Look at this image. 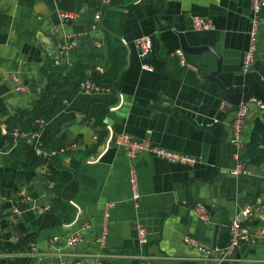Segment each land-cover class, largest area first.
Masks as SVG:
<instances>
[{"label":"crops","instance_id":"1","mask_svg":"<svg viewBox=\"0 0 264 264\" xmlns=\"http://www.w3.org/2000/svg\"><path fill=\"white\" fill-rule=\"evenodd\" d=\"M63 10L80 14L61 23L57 13ZM194 15L208 18L213 28L193 30ZM249 17V0H0V264L25 258L28 264H56L57 258L69 264L76 256L91 264H144L138 254L150 258L148 264H208L183 240L224 247L232 220L254 241L240 245L222 264H264V181L259 178L264 110L248 104L240 135L239 157L252 175L232 177L235 150L229 135L235 106L208 78L217 55L220 71L214 77L225 87L241 88ZM259 18L251 67L264 79V9ZM37 35H52L55 50ZM143 35L151 48L140 55L133 40ZM181 35L191 49L208 47L182 51L194 70L179 65L173 54L181 49ZM68 39L76 45L65 46ZM113 53L118 70L110 76ZM78 65L86 68L75 71ZM48 77L49 95L38 118L41 143L48 150L74 146L50 160L52 189L39 174L44 161L34 152L36 119L23 117L11 132L5 124L16 111L32 108ZM80 78L100 87L81 91ZM249 81L252 97L264 102L263 87L255 86L253 77ZM108 132L147 139L196 163L169 164L148 153L129 160L122 147H105ZM106 203L112 206L105 247L99 249ZM194 206L205 209V223L192 213ZM245 210L250 215L243 216ZM83 224L89 228L81 232V243L64 247L63 240ZM136 225L146 232L141 249ZM28 234L33 241L21 250Z\"/></svg>","mask_w":264,"mask_h":264},{"label":"built area","instance_id":"2","mask_svg":"<svg viewBox=\"0 0 264 264\" xmlns=\"http://www.w3.org/2000/svg\"><path fill=\"white\" fill-rule=\"evenodd\" d=\"M107 2V0H105ZM250 3V17H249V28H248V43L245 51L241 56L240 70L244 73L248 71L251 67L254 54L256 49V34L257 27L260 21L259 13L264 9V0H249ZM80 14V10L77 11H68L63 10L57 13V19L59 22L64 23L66 21H70L75 19ZM213 28L211 21L206 17H198L195 16L192 18V29L195 31H206ZM67 44L65 46L73 47L76 45L75 40L68 39ZM134 47L138 51L140 55H145L150 51L151 43L150 38L147 35H143L137 37L133 40ZM62 52V48L60 50ZM59 52V53H61ZM173 54L177 57L179 65L183 67H187L189 69H193L194 67L187 63V61L183 57V52L181 49L177 48L173 51ZM57 63V59L55 60ZM142 68L147 69L148 67L145 64L141 65ZM78 89L81 91L87 92L89 90H95L100 87L96 85L89 79L83 78L77 84ZM18 88V87H17ZM22 89L21 87H19ZM254 104L258 109L264 110V102L255 98L249 97L246 102H239L235 108L232 120L230 122V135H229V143L234 147V153L232 155L233 165L229 170V175L232 177L236 176H250L252 172L243 167L240 157L239 151L241 148V140L240 135L242 131V126L244 124L247 111L248 104ZM41 121L40 119H36V128L32 133V137L36 142V147L34 148V152L43 158V165L39 171V174L43 178L45 185L52 189L54 184L49 179L50 176V160L53 159L57 155H61L73 150L74 146L70 145L67 147H61L57 150H48L46 149L40 140L41 134ZM14 138L17 136V131H13ZM110 144L115 146H120L124 149L126 157L130 160L135 158L136 155L140 153H148L156 159L162 160L169 164L182 165L187 167H192L196 162L195 159L186 154H178L172 151H168L162 148H158L152 146L147 139H133L126 134H118L111 135L109 132L106 137L105 147H108ZM259 178L264 181V174L259 175ZM129 185L132 191V200L136 201L138 199V194L136 191V183L132 169L129 171ZM112 206L110 203H106L103 206V214H102V226L101 230L96 238V244L99 249H103L105 247L106 235H107V221H108V210ZM78 211V209H77ZM192 213L197 217L198 220L205 223L207 221V214L205 209L202 206H194L192 208ZM243 216L250 215L248 211L242 212ZM89 227L87 224H83L78 231L73 232L71 235L66 237L63 240V245L66 248H75L77 247L81 241V232L87 230ZM136 233V242L139 249L143 248L146 243V232L145 229L141 225L135 226ZM184 243L195 250L197 257L204 261L209 262L208 264H222L225 262L233 252L242 244L253 243L254 236L241 225L238 220H232L227 226V242L224 247L211 246L206 247L202 244L196 242L191 238H185ZM55 242V239L51 241V243ZM82 257V258H79ZM85 256H76L69 264H91L87 258H83ZM137 258L141 259L144 264H148L150 258L144 256L143 254H138ZM58 264H68L65 261L57 258ZM92 264H109L108 262L102 263L100 261L93 262Z\"/></svg>","mask_w":264,"mask_h":264},{"label":"water","instance_id":"3","mask_svg":"<svg viewBox=\"0 0 264 264\" xmlns=\"http://www.w3.org/2000/svg\"><path fill=\"white\" fill-rule=\"evenodd\" d=\"M194 16H200V15H194ZM36 39L38 42H48V50L49 51H53L55 50V45H54V37L51 35L49 37H45L43 35H37ZM181 39V49L182 51L185 52H197L199 50H208L206 46H200L197 45V47H195V49H191L192 47H189V45L186 44L185 40H183V36H180ZM199 46V47H198ZM216 57V64H215V69L214 71L209 75V80L214 81L217 85L218 88L220 89V91L222 92L223 96L225 97V100L227 103H229L230 105L236 106L239 102H246L248 100L249 97L252 96L253 94V87L251 86V83L249 81L250 77H253V81L255 86H262L264 89V79H262L257 73H255L254 69L252 67H250L248 69V71L244 72L241 76V88L239 87H235V86H228L225 87L218 79H216L214 76H216L219 71H220V59L217 55H215ZM14 87L17 88L18 84L16 82V80H14ZM244 88V91H243ZM54 261H56L55 263L58 264V260L55 259Z\"/></svg>","mask_w":264,"mask_h":264},{"label":"trees","instance_id":"4","mask_svg":"<svg viewBox=\"0 0 264 264\" xmlns=\"http://www.w3.org/2000/svg\"><path fill=\"white\" fill-rule=\"evenodd\" d=\"M111 50H113V48ZM110 61L112 64L110 76H112L118 70V63H117L118 59L114 53L110 55ZM85 68H86L85 66L78 65V66H76V68H74V70L78 71V70L85 69ZM93 81H95V80L93 79ZM51 82H52V79L50 77H48L46 85L43 87L42 92H40L38 94V97L34 101V104L30 110H18L13 115L9 116L5 120L7 132H11L13 130V128L18 127L20 124V121L22 120L23 117L30 118L31 120H35V119H38L42 116V114L45 111L46 102L48 99ZM95 82H96V84L98 83L97 81H95ZM9 138L11 139V136H9ZM49 179L54 180V174L53 173L50 174ZM34 223L35 224L38 223V220H36ZM32 236H33V234H28L26 237H24L21 240V243H20L22 246L21 250L22 249L28 250L27 245L29 242L33 241ZM19 263L20 264H28V260H27V258H25L23 260H20Z\"/></svg>","mask_w":264,"mask_h":264}]
</instances>
